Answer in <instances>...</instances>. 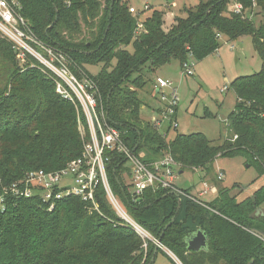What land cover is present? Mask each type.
<instances>
[{
	"label": "trees",
	"instance_id": "1",
	"mask_svg": "<svg viewBox=\"0 0 264 264\" xmlns=\"http://www.w3.org/2000/svg\"><path fill=\"white\" fill-rule=\"evenodd\" d=\"M19 2L31 32L60 50L75 78L90 84L106 123L119 132L130 153L146 165L169 154L178 173L199 171L201 181L209 178L207 183L217 188L207 202L213 213L182 195L177 211L173 192L159 187L132 198L126 158L105 151L110 189L131 220L180 264H264V239L251 233L264 234V23L255 26L252 21L264 14V0H198L195 7L183 9L184 17L175 16L168 30L163 28L164 11L153 9L138 23L141 13H130L126 0ZM235 5L241 7L239 14L231 9ZM243 37H250L261 68L231 82L236 100L226 119L230 136L222 144L201 133H179L168 142L173 128L168 126L162 135L141 118L144 104L138 92L154 83L146 73L173 61L182 70L191 59L198 62L217 52L220 39L235 43ZM98 65L96 75L87 71ZM24 67L0 39V264H155L159 254L175 264L152 242L144 251V242L116 217L101 187L95 194L97 211L69 196L57 200L49 212L39 193L18 197L9 192L13 184L22 191L29 172L52 173L80 158L87 132L78 104L57 95L53 79L37 67ZM162 106L155 109L158 115ZM238 157L263 178L242 199V187L226 189L218 176L211 178L216 161ZM198 230L207 236V247L195 253L186 240Z\"/></svg>",
	"mask_w": 264,
	"mask_h": 264
},
{
	"label": "built area",
	"instance_id": "2",
	"mask_svg": "<svg viewBox=\"0 0 264 264\" xmlns=\"http://www.w3.org/2000/svg\"><path fill=\"white\" fill-rule=\"evenodd\" d=\"M144 9L147 7L145 6ZM231 9L235 14H239L241 7L235 5ZM21 10L19 0H0V39L5 40L11 46L18 62L25 66L24 69L37 67L43 74L53 79L57 95L78 104L84 114L87 132L83 134L84 143L80 158L69 162L64 169L52 173H45L41 170L29 172L25 175L24 185L26 187L22 191H18L17 185L13 184L10 186L9 192L18 197H30L33 194H31L29 186L37 188L42 201L49 205V212L53 210L57 200L69 196L80 198L82 202H87L97 211L95 194L96 190L101 187L116 217L144 242L142 246L144 251L147 248V242H152L156 249L167 254L175 264H180L172 252L165 249L157 239L131 220L124 207L114 196L108 183V174H106L109 158L105 157V151H117L126 158L131 173L128 193L132 198H139L148 188L159 187L163 190H170L179 196L182 195L192 203L213 213L207 202L201 201L199 198L217 194V188L203 182L202 190L197 197L182 193L181 190L175 188L179 166L172 156L165 154L162 159L146 165L140 157L130 153L121 141L119 132L106 123L105 113L99 107L98 99L90 84L86 80L79 81L75 78L60 50L43 44L31 32L25 18L21 15ZM129 12L135 15L140 14L133 7L129 9ZM189 62L182 66L181 73L183 75L191 76L192 74L193 64ZM155 89L158 101L163 105V111L158 119H153L151 122L156 125L158 130L164 124L177 129L178 124L175 119V111L178 109L177 92L171 82L164 78H156ZM223 177L220 172L217 178L222 181ZM1 202L2 200H0Z\"/></svg>",
	"mask_w": 264,
	"mask_h": 264
},
{
	"label": "rangeland",
	"instance_id": "3",
	"mask_svg": "<svg viewBox=\"0 0 264 264\" xmlns=\"http://www.w3.org/2000/svg\"><path fill=\"white\" fill-rule=\"evenodd\" d=\"M130 6L135 8L138 13V23L150 15L153 9H161L165 12L164 26L168 30L173 23L175 16L184 17L183 9L193 8L198 4V0H126ZM145 6L147 9H144ZM255 26L264 23V14L252 18ZM220 49L204 58L201 61L190 60L193 64L192 74L183 75L180 69V63L173 61L153 73H146V77L152 82L158 76H162L165 80L171 82L172 87L177 92L178 111L175 119L178 124L176 130L171 129L166 135V140L171 141L176 134H203L213 144H222L227 136H230L228 122L226 121L229 113L234 109L235 94L230 84L241 76H251L256 74L261 68V59L255 53L250 37H243L235 41V43L226 42L225 38L220 39ZM187 62V63H188ZM101 66L87 67V71L91 75H96ZM152 83L145 86L143 91L138 92L139 98L144 104L141 111V118L151 122L158 119V113L155 109L159 107L157 102V94L152 92ZM156 99H155V98ZM209 112L208 115L206 113ZM167 122V121H166ZM164 124V123H163ZM168 126L163 125L159 129L160 134H166ZM213 166L212 176H218L221 172L223 180L220 185L223 188H231L232 185H238L244 189V192L238 199L249 196L260 184L256 170L253 167H246L243 158L221 159ZM178 172V171H177ZM185 175L177 176L175 188L186 189L190 194L194 193L193 188L189 187L192 183H200L197 177L190 171H185ZM191 174V175H190ZM195 176V175H194ZM189 178V179H188ZM209 178L202 181L208 182ZM255 181V182H254ZM258 182V183H257ZM263 182V180L261 181ZM196 183V184H197ZM209 183V182H208ZM193 185V184H191ZM208 185V184H207ZM195 186V185H193ZM31 194L37 196V190H30ZM216 196L206 195L199 200L209 202ZM156 264H172L170 261L158 255Z\"/></svg>",
	"mask_w": 264,
	"mask_h": 264
},
{
	"label": "water",
	"instance_id": "4",
	"mask_svg": "<svg viewBox=\"0 0 264 264\" xmlns=\"http://www.w3.org/2000/svg\"><path fill=\"white\" fill-rule=\"evenodd\" d=\"M57 21V18L55 19V21L53 22V24ZM53 24H51L49 26L52 27ZM246 167H248V165H246ZM178 200L177 204H178V207H177V211H179L180 207H181V204H180V199H179V195L176 194V193H172ZM140 201V200H138ZM174 217L171 218V221L167 224L166 227L170 226L173 222H174ZM252 234L258 236L259 238H263L264 239V234L262 233H259L255 230H252L251 231ZM159 241V240H158ZM160 242V241H159ZM186 243H187V249L189 251H193L195 253H198L200 250H205L206 247H207V236L205 235L204 232H202L201 230H198L197 232H195L194 234H191L187 240H186ZM156 249L154 250V254L156 255ZM154 255V256H155ZM154 261V257L151 259V263ZM252 262V260L249 262V264Z\"/></svg>",
	"mask_w": 264,
	"mask_h": 264
},
{
	"label": "crops",
	"instance_id": "5",
	"mask_svg": "<svg viewBox=\"0 0 264 264\" xmlns=\"http://www.w3.org/2000/svg\"><path fill=\"white\" fill-rule=\"evenodd\" d=\"M138 12V11H137ZM157 78H163L162 76H158ZM152 89H153V91H155V93L157 94V90L155 89V81H154V83H153V85H152ZM151 89V90H152ZM155 98V97H154ZM156 99V98H155ZM157 102H158V97H157ZM159 105V107L158 108H160L161 107V105L160 104H158ZM183 134V133H182ZM218 163V161H216L215 162V164H214V166H216V165H218L217 164ZM186 173L184 172V173H182V172H180L179 173V176L181 175V176H183V175H185ZM194 175H191V176H193V177H197V180L200 182V183H192L191 182V184H193V185H195V186H193V185H189V187H191V188H193V189H195L194 190V193L193 194H190V195H193L194 197H197L198 196V194L200 193V191L202 190V187H201V184L203 183V182H205V181H201V172H199V171H196V172H194L193 173ZM189 179V178H188ZM176 181H177V179H176ZM186 190V189H185ZM252 194V193H251ZM158 257V256H157ZM157 257H156V259H157ZM155 264H156V260H155Z\"/></svg>",
	"mask_w": 264,
	"mask_h": 264
},
{
	"label": "bare ground",
	"instance_id": "6",
	"mask_svg": "<svg viewBox=\"0 0 264 264\" xmlns=\"http://www.w3.org/2000/svg\"><path fill=\"white\" fill-rule=\"evenodd\" d=\"M142 102V101H141ZM162 134V133H161ZM163 135V134H162ZM147 154V153H146ZM147 156V155H146ZM150 158V157H149ZM151 162V161H150ZM149 163V162H148ZM195 171V170H194Z\"/></svg>",
	"mask_w": 264,
	"mask_h": 264
}]
</instances>
